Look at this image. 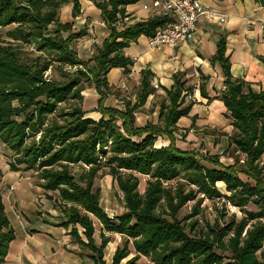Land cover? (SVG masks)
Returning <instances> with one entry per match:
<instances>
[{
  "label": "trees",
  "instance_id": "obj_1",
  "mask_svg": "<svg viewBox=\"0 0 264 264\" xmlns=\"http://www.w3.org/2000/svg\"><path fill=\"white\" fill-rule=\"evenodd\" d=\"M66 1L0 0V28L12 26L6 32L11 42H0V141L17 156V163L37 172L44 191L58 193V208L65 219L62 225H71L70 234L91 253L94 264H136L140 256L148 257L151 264H264L256 255L260 251L264 259V171L260 165L264 88L258 93L245 91L244 83L232 78L223 56V40L219 41L215 58L224 73L221 99L233 120L229 144L233 146L229 152L233 163L225 165L216 155L182 150L175 145L173 132L177 120L187 115L193 104V100H186L185 92L192 93V88H185V81L175 77L165 91L158 123L135 124L136 109L153 91L146 76L135 102L125 101L124 110L104 105L108 71L121 67L128 72L132 65L123 49L140 35L152 36L169 19L158 15L117 28L118 16L124 14L122 6L136 0L95 2L109 34L88 60H82L71 42L86 31L73 32L70 23L58 19V10ZM71 1L78 11L77 0ZM25 45L39 51L38 55H27ZM53 62L58 79L45 75ZM91 86L99 95L95 108L100 113L98 119L86 117L81 106L82 91ZM62 103L68 106L58 109ZM57 109L58 118L47 117ZM158 135L166 136L169 144L156 147ZM11 168L16 170L13 165ZM102 172L116 182L128 209L114 221L99 207V191L93 187ZM138 175L147 176L142 194ZM172 180L178 181L168 184ZM216 182L225 185V193L216 189ZM198 193L225 197L239 209L241 217L230 214L222 220L224 213L217 207L218 217L212 225L198 228L193 221L190 229L198 228L197 233L188 235L176 215L195 200L188 216H196ZM249 204L256 211L248 210ZM90 216L107 232L125 238L110 263L103 254L109 237L100 232L96 244ZM13 239L0 194V262ZM130 245L135 256L122 262L131 252Z\"/></svg>",
  "mask_w": 264,
  "mask_h": 264
},
{
  "label": "crops",
  "instance_id": "obj_2",
  "mask_svg": "<svg viewBox=\"0 0 264 264\" xmlns=\"http://www.w3.org/2000/svg\"><path fill=\"white\" fill-rule=\"evenodd\" d=\"M100 1L103 0H77L79 10L75 11L73 2L67 0L58 10L60 22L70 23L73 32L81 29L86 31L85 35L71 42L78 41L76 54L82 60H88L95 50L94 47L100 45L109 34L101 10L95 5V2ZM199 1L223 15L225 20L217 22L200 18L187 42L176 47L160 45L152 48L145 35L130 41L123 53L132 60V65L128 72H124L121 67L108 71L106 81L109 90L104 105L124 110L125 101H130L131 104L135 102L142 77L146 76L153 91L149 93L144 104L136 109L135 124L143 126L147 122L158 123V101L165 99V91L171 88L174 78L177 77L185 81V88L193 90L197 86V89L194 91L195 98L188 114L181 116L176 122L174 137L177 132H183L186 134L185 138H194L195 130H202L205 126L217 131L206 132V135L213 134L208 138L226 142L227 135H230L233 128V120L221 99L225 85L221 63L215 58L217 45L223 40V56L229 63L230 74L232 78L244 83L245 91L250 89L258 93L263 90L264 0ZM122 8L124 14L118 16L117 28L159 15L156 0H136ZM132 67L134 71L131 72ZM154 82L158 84V88L153 87ZM122 83L125 84L124 88L121 87ZM82 96L85 116L98 119L100 113L95 108L99 95L95 88L91 86L84 89ZM155 144L156 147L167 146L169 140L164 135H158ZM1 183L2 180L0 194L14 239L9 242L0 264H94L91 253L82 249L70 234L71 225H62L65 221L62 215H31L38 219L36 229L30 226V218L24 215L21 219L14 216L15 211L23 210L26 201L15 199L6 202L10 194L6 193L4 200ZM26 207L29 212L35 213L37 210L32 203ZM13 222L22 224L20 235L15 232Z\"/></svg>",
  "mask_w": 264,
  "mask_h": 264
},
{
  "label": "rangeland",
  "instance_id": "obj_3",
  "mask_svg": "<svg viewBox=\"0 0 264 264\" xmlns=\"http://www.w3.org/2000/svg\"><path fill=\"white\" fill-rule=\"evenodd\" d=\"M62 15V14H60ZM63 17V15H62ZM12 26L0 28V42H11V40L6 36V32L10 30ZM78 41H75L71 43V48H73L77 52V44ZM95 49V47H94ZM23 51L29 55L30 57H34L35 55H38L39 51L34 49L32 46L25 45L23 46ZM94 51V50H93ZM45 75L47 76H53L56 79L59 78L58 71L55 69V62L52 63V70H47L45 72ZM164 98H162L163 100ZM158 101V100H157ZM160 99L158 103H160ZM68 106V103H62L58 106L59 108H66ZM81 106H83V102H81ZM51 115L48 114L47 117H57L58 118V112L59 110ZM151 120L152 117H151ZM217 132L215 129H207L205 126L202 130H195L194 132V138H185L186 134L183 132L178 133L177 136H175V143L182 149L186 150H194L198 152L199 155H204L205 153L209 155H216L219 159V161L225 165L233 163V160L230 158L229 152L232 150V145L230 144V137L233 134L234 130L233 128L230 130V135H227L226 142H220V141H213L212 138H208L210 135H206V132ZM218 135L219 132H218ZM39 133L36 136V140L38 139ZM156 145V144H155ZM228 147V148H227ZM242 158V157H241ZM17 156L9 149L7 145L2 143L0 141V181L1 183V191L4 194V200H6V193H9L10 196L6 200L13 201L15 199H22L26 201L23 207V210L15 211L14 216L21 217L24 215L29 219V224L33 228H38V219L34 216H38L39 214L43 213L46 215V213H55L57 215H62L60 213V210L58 208L59 206V197L58 193L50 192V191H44L41 187V180L39 179L37 172L34 169H25L24 164H20L16 162ZM205 165L211 167V164L203 162ZM12 165L15 167L16 170H13L11 167ZM260 165L263 168L264 171V153L262 154L260 158ZM76 168H74L75 170ZM99 174L96 179L94 180L93 187L94 189H98L99 191V199L98 204L99 207L106 213V215L111 219V221H114L116 216H120L123 213L127 212L128 209L123 204V196L120 190L118 189L116 182L112 179L110 175L107 174ZM12 178L11 180H8V178ZM242 177V176H241ZM139 183H138V191L140 194H142L146 187V181L147 176L146 175H138ZM243 179H245L243 177ZM179 180V179H178ZM178 180H172L168 181V184L175 185V183ZM225 185L222 182H216L215 187L218 189L221 193H225ZM197 199H200L199 204V212L196 216L189 217V213L191 211V208L194 201L187 202L177 213L176 219L179 221L181 225L185 226V231L188 235L192 236L196 233L194 232L199 227H202L205 229L206 225L210 224L212 225L214 221L218 217L217 213V207L222 210L223 216L222 220L225 218L228 219L230 214H235L236 217H241V212L238 208L232 206L230 203H228L225 199V197H216L213 195L198 193ZM30 203L34 204L35 208L37 209L35 213L29 212L26 205H29ZM247 209L250 211H256V207L252 204H249L247 206ZM165 216V215H163ZM32 217V218H31ZM63 217V215H62ZM91 220L93 222V226L95 229L94 232V238L97 245H99L100 238L99 233L103 232L105 235L109 237V242L105 246L103 250L104 254V260L107 263H110L112 259V255L117 247L121 246L122 242L125 240L124 236L118 234V233H110L107 232L106 228L100 224V222L93 216H90ZM167 217V216H165ZM64 218V217H63ZM221 219L218 221V224H222ZM193 221H197L198 228L195 230L190 229L191 223ZM15 232L17 235L21 234L22 224L13 222ZM195 226V223L193 224ZM80 230V228H79ZM245 234V230L242 233V236ZM131 252L130 254L122 260V262H125L126 260L132 258L135 256L134 250L132 249L131 245L129 246ZM218 253L220 250H216ZM261 251H264V244ZM260 251H257V257L260 261H263L264 259L260 257ZM227 255V254H224ZM136 264H151L148 257L140 256Z\"/></svg>",
  "mask_w": 264,
  "mask_h": 264
},
{
  "label": "built area",
  "instance_id": "obj_4",
  "mask_svg": "<svg viewBox=\"0 0 264 264\" xmlns=\"http://www.w3.org/2000/svg\"><path fill=\"white\" fill-rule=\"evenodd\" d=\"M156 3L159 5V15L169 20L148 37L149 46L152 48L160 45L176 47L186 43L200 18L217 22L225 20L223 15L202 5L199 0H156ZM130 71H134V68ZM121 87L124 88L125 84L122 83ZM153 87L158 88V84L154 82ZM196 89L197 86H194L192 93L187 94L186 100H194Z\"/></svg>",
  "mask_w": 264,
  "mask_h": 264
}]
</instances>
